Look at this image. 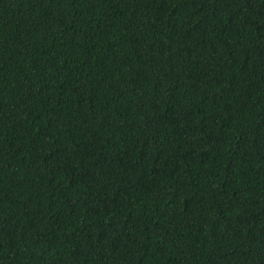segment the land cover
I'll return each instance as SVG.
<instances>
[{"label": "trees", "instance_id": "trees-1", "mask_svg": "<svg viewBox=\"0 0 264 264\" xmlns=\"http://www.w3.org/2000/svg\"><path fill=\"white\" fill-rule=\"evenodd\" d=\"M0 264H264V0H0Z\"/></svg>", "mask_w": 264, "mask_h": 264}]
</instances>
